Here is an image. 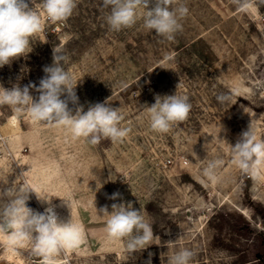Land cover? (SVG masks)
<instances>
[{"label": "rangeland", "instance_id": "obj_1", "mask_svg": "<svg viewBox=\"0 0 264 264\" xmlns=\"http://www.w3.org/2000/svg\"><path fill=\"white\" fill-rule=\"evenodd\" d=\"M180 4L189 11L168 41L144 27L143 8L132 27L116 32L101 0H76L61 22L47 19L42 0H29L42 31L31 37L29 53L0 67V85L38 87L58 47L78 82L79 103L69 108L108 101L130 129L123 142L92 145L0 105V179L7 178L0 187L30 186L82 231L81 245L60 253L59 264H169L185 248L196 253L191 264H264V170L259 177L243 172L230 152L251 124L264 138V0H248L243 10L236 0L173 6ZM176 92L189 98L188 118L167 133L153 131L148 106ZM220 94L230 99L219 103ZM217 158L223 163L210 181L203 170ZM116 192L120 197L110 199ZM121 202L141 209L152 225L156 237L146 249L128 252L124 241L106 237L107 217L97 210ZM27 204L38 212L49 206L34 192ZM7 239L0 232V264H41L31 241L13 249Z\"/></svg>", "mask_w": 264, "mask_h": 264}, {"label": "clouds", "instance_id": "obj_2", "mask_svg": "<svg viewBox=\"0 0 264 264\" xmlns=\"http://www.w3.org/2000/svg\"><path fill=\"white\" fill-rule=\"evenodd\" d=\"M247 2L236 0L242 10ZM174 3L175 0H101V7L109 10L107 24L116 32L132 27L137 22V9L143 8L144 27L172 41L176 33L182 31L180 20L189 11L183 4L174 7ZM150 4L154 6L150 8ZM75 7L76 0H42L43 11L52 22L66 20ZM41 31V16L29 6V0H0V67L29 53L31 37ZM171 59V56L165 57V61ZM66 63L67 57L60 48L54 47L53 63L44 67L46 75L39 81V86L30 83L21 88L17 84L6 89L0 85V105L13 108L17 117L27 114L34 123L63 126L73 139L84 138L92 145L102 138L114 143L123 142L130 129L120 126L123 116L119 108H113L108 101L91 105L87 111L82 106L74 111L69 108V103H79L75 91L78 82L66 69ZM30 89L39 93L38 98L34 99ZM235 91L239 92V89ZM216 99L225 103L230 96L220 94ZM190 110L191 103L186 95H178L177 92L163 97L157 95L155 103L148 106L150 128L157 133H167L174 124L185 121ZM230 152L232 164L243 172L259 177L264 170V138L258 139L252 124L230 147ZM222 163L219 158L210 161L203 170L204 176L215 181L216 171ZM0 184L6 185L7 178L0 179ZM33 192L38 200L49 204L44 212L28 206ZM119 197L120 193L116 192L110 199ZM62 200L70 209L69 202ZM97 212L107 217L106 237L111 241H124L128 252L141 251L153 244L156 236L152 225L146 221L142 210L135 209L131 202L113 203L110 212L107 206ZM0 232L8 234L7 245L13 249L24 241H31L33 252L41 258V264H59L57 257L60 253L74 250L83 242L82 231L72 218L67 222L61 220L55 207L51 206V200L38 195L26 184L0 187ZM195 255L190 249H182L169 258V264H191ZM148 264H151L150 259Z\"/></svg>", "mask_w": 264, "mask_h": 264}]
</instances>
